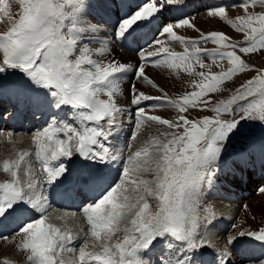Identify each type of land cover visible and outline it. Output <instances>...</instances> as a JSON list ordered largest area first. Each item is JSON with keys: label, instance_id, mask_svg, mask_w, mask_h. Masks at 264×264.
I'll list each match as a JSON object with an SVG mask.
<instances>
[{"label": "snow or ice", "instance_id": "1", "mask_svg": "<svg viewBox=\"0 0 264 264\" xmlns=\"http://www.w3.org/2000/svg\"><path fill=\"white\" fill-rule=\"evenodd\" d=\"M256 6L264 9V0L208 10L243 34L244 41L232 42L218 31L197 39L177 34L183 27L199 32L186 18L196 0H144L135 8L129 0H0V17L10 22L0 33V88L4 80L22 82L11 92L14 110L0 111V120H43L32 135L35 151L0 165L11 177L0 183V238H8L5 230L20 237L18 250L31 264H264V228L229 235L221 249L207 238L217 225L215 211L205 206L213 191L249 179L257 167L264 179V139L258 144L252 136L254 128L264 132V71L217 106L202 99L254 71L245 57L264 52V11L249 12ZM228 7L245 15L229 20ZM170 42L183 45V54L169 51ZM117 43L137 54L135 69L115 59ZM209 43L216 47L201 46ZM205 56L228 67L195 73L196 90L176 99L144 70L148 64L192 74L193 63L208 67ZM129 72L162 93L131 85L130 139L145 125L166 127L125 155L127 147L112 149L125 112L116 98ZM256 96L258 103H243ZM165 107L177 115L148 114ZM190 108L215 115L190 119ZM14 134L0 129V136ZM86 199L92 200L81 209L87 231L73 235L51 222L57 200Z\"/></svg>", "mask_w": 264, "mask_h": 264}, {"label": "rangeland", "instance_id": "2", "mask_svg": "<svg viewBox=\"0 0 264 264\" xmlns=\"http://www.w3.org/2000/svg\"><path fill=\"white\" fill-rule=\"evenodd\" d=\"M129 2L132 3L133 8H135L136 5L142 4L144 0H129ZM242 2L243 0H196V7L188 10V14L186 18L190 19L191 24L194 21L196 22V24L197 23L199 24V25L197 24L198 27H195L197 25H195V22L193 23L195 29H199V32L195 31L193 28L191 30V28L189 27L187 28L183 27L187 29V32L189 30L188 33L191 35V36H188L187 34L184 33L185 35L183 36L185 38L197 39L199 37V33L207 34L213 31H218V32H222L226 34L227 36L231 37L232 42L244 41L243 34L237 33L226 21H223L217 17L211 18L210 16L207 15L208 10L215 6H218L221 4L223 5L240 4ZM262 11H264V9H262L260 6H256L255 8H249V12L254 15L261 14ZM13 12L14 13L19 12L18 5H13ZM243 15H245V13L243 9L239 7L237 8L228 7L227 8V16L229 20L235 21L238 16H243ZM205 18L209 19L213 23L206 22ZM204 20L206 23L204 22ZM200 23H204V24H200ZM207 25L208 27H206ZM9 27H10V22L8 21V19L6 17H0V33H2L3 31H6ZM206 28L208 30H206ZM115 46L117 49H121L126 54L127 53L133 54L134 56H136L135 58L137 62H139L138 56L135 52L129 51L127 48L120 47L118 43L115 44ZM201 46L207 47L208 50H212L216 47L215 45H212L211 43L207 45H201ZM242 46L244 45L242 44ZM148 51H152V49H148ZM169 51L175 52L177 54H183L184 46L180 45L178 42H170ZM163 55L164 54H161V56ZM245 59H246V62L254 69V71L248 72L246 74H240L238 77L233 78L232 81H228L224 85H222L221 90H218L215 93H210L206 97H203L202 99H207L210 101L208 105L209 108L219 105L220 101H226L230 99L232 95L236 93V89L240 86L241 83L246 82L249 78H252L253 76L257 75L258 72L264 71V52H258V53L252 54L250 56L245 57ZM207 60L209 61V63ZM221 62L219 63V66H217V64L212 63L211 58L205 56L203 57V63L207 66L210 65L211 63L212 64L202 69L199 67V65H196L193 63L194 71L192 74H189L187 71H185L183 67L175 69V70H170L167 68L156 67V66H152L148 64L144 65V70L150 79L151 77L152 78L154 77L157 80H159L161 83L163 81L167 83L166 82L167 80L175 83L176 84L175 86L173 85L169 86L171 90L170 88H163V87H160V88L163 89L164 93H167L168 97L176 99V98H179L181 95L191 93L192 91L196 90L195 82H198L201 78L195 75V73H198L201 71H204V72L210 71L211 73H219L221 70H226L228 65L224 61H221ZM129 76L130 78H132L129 83L130 84L129 89H130L132 85L131 84L132 81L138 82V79H135L132 72L130 73ZM2 83H3V87L0 88V95L3 94V91L6 90L8 86H12L11 88H9V90H12L14 87L18 86V84L22 82L4 80ZM141 91L147 92L152 95H154V93H156L155 95H162L161 92L157 91L156 89L151 88V86L146 83H142ZM259 100H260L259 96H256V97L248 98V100L244 101L243 103L245 104L258 103ZM127 103H128L127 105L130 108L132 107L131 109L134 110V113H135L136 108L131 103L130 93L128 95ZM151 103H155V102H151ZM123 108L126 109V107H123ZM161 109L168 110V111L163 112V111H160V109H158V110L150 111L148 114L158 115L161 117L168 115L170 119H172L173 117L177 115L174 109L167 108V107L161 108ZM13 110L14 108L10 110V112ZM172 110L174 112H172ZM185 115L189 116L190 119H201L204 116L212 117L215 114L210 111H201L195 108H190L189 111L185 113ZM221 118L230 120L232 117L231 115H222ZM3 121L4 123L1 125L0 129H4L6 131H13L15 134L11 138H8L6 136H0V165H2V162L5 159L16 158L20 152H23V151L34 152L35 146L32 143L31 137L35 133V131L38 128H40L43 124V120L40 117H37L35 119L30 118V119H24V120H17V122H14L13 120H8V119H4ZM128 125L129 124H123L122 126H128ZM165 127L166 126L145 125L139 130L137 134V138L135 140H131L130 136L133 131V124H132L130 129L128 130L126 137L124 138L125 142H124L123 148L127 147V151L125 152V155H130L134 153L135 151L141 149L152 138L159 136V132L157 131V128L164 129ZM19 134L28 135L30 137L29 142L31 143L23 147L25 150L22 148V143H18L19 141H21L20 138L18 142H16L15 136H20ZM252 136L254 140L258 142L264 139V132H262L260 128H254L252 130ZM138 145H140L141 148L137 147ZM113 151H116V150H113ZM113 167L115 168L117 167V165H114ZM33 168L36 170V175L39 176L40 170L36 167L35 164H33ZM111 174L113 177H115L116 175L115 171H113ZM10 180H11L10 175L3 173L2 169H0V181H1L0 183L9 182ZM249 180L252 181V178L250 177ZM254 182H256L254 186L253 187L247 186L248 188L244 187L246 185L245 181L224 185L226 192L229 191V188L232 190L233 185H236L238 189H239V185H243V189H244L243 191L247 189L248 192L241 193V194L238 193L237 197L238 196L241 197V199L238 200L239 202H241L239 205V209L233 219V222L228 226V229L225 232V234L222 235L224 236V239L221 242L222 244L219 246V248L221 249L223 248L224 244L226 243L227 237L229 235H236L239 231H242V230L252 231V230H259L261 228H264V192L260 191L261 188H264V179L260 178L257 181L255 179ZM228 185H230L231 187L230 186L228 187ZM213 199L215 198H213V196L211 195V199L207 200L206 205H205L206 207L212 210L214 209L213 207L215 204V201ZM218 199L227 200V201L229 200L228 198L223 199L222 197H218ZM81 202H82L81 205H79V204H76L75 202L72 203L69 200H57L55 204L53 205L51 212H50L51 222L56 223V225L62 228L63 226L65 227L67 226V228L71 230L73 235H78L81 229H84L85 231H87L89 226L86 224V220L81 214V209L84 203L91 204L92 200L86 199L83 201L81 200ZM71 212L75 213L76 216L73 215ZM67 213L69 216L67 215ZM238 224L241 225L240 228H236ZM4 235L7 236L8 238L7 239L0 238V264H31V262L27 260V253H24L18 250L20 237L13 236L7 230H5ZM207 238L208 239L211 238V233L208 234ZM79 243L80 241H77V244ZM88 243H89V250H93V243H94L93 240L89 239ZM68 255L70 256L71 254H68Z\"/></svg>", "mask_w": 264, "mask_h": 264}, {"label": "bare ground", "instance_id": "3", "mask_svg": "<svg viewBox=\"0 0 264 264\" xmlns=\"http://www.w3.org/2000/svg\"><path fill=\"white\" fill-rule=\"evenodd\" d=\"M206 15V14H204ZM212 18V17H211ZM206 19V18H205ZM200 20V19H199ZM202 20V19H201ZM195 22V21H194ZM193 22V23H194ZM205 22V20H204ZM206 22H209L211 23L212 21H210L209 19H206ZM205 22V23H206ZM192 23V24H193ZM213 23V22H212ZM198 24V23H197ZM196 22H195V25H197ZM200 24H204V23H200ZM194 25V24H193ZM199 25V24H198ZM195 26V27H198ZM208 27V25L206 26ZM187 28V27H186ZM192 30V28H191ZM206 30H208L206 28ZM175 31L177 32V34L183 36L185 34H187L188 36H191L188 32H187V29L185 28H180V29H175ZM183 32V33H182ZM185 33V34H184ZM200 34V33H199ZM99 39L101 40H104V39H107L106 37H98L97 40L100 41ZM111 47L113 48V56L115 57L116 60H119L121 62H126V63H129L133 66V69L136 67V65L138 64L137 60H136V56H134L133 54H126L124 53L121 49H117L115 44L111 45ZM121 47V46H120ZM207 48V47H206ZM135 54V53H134ZM205 59V58H204ZM206 61V60H205ZM208 61V60H207ZM209 63V61H208ZM222 63V62H221ZM207 64V62H206ZM212 64V63H211ZM210 64V65H211ZM208 65V66H210ZM221 65V64H220ZM149 67V66H148ZM130 73H128V76H127V79H125L124 81H122L121 83V88H122V95L118 96L116 98L117 100V103L119 104V106H121L122 108L123 107H126L125 109V112L123 114V116L121 117V120H122V124H121V130L119 132V140L118 141H115V148H113L112 150H116V152H118L120 149H124L123 148V145H124V142H125V137L128 133V130L130 129L131 125L134 124V110H132L127 104V100H128V95L130 93V80L132 78H130ZM151 80H153L159 87H163V88H170L169 86L170 85H173L175 86L176 84L171 82V81H166L167 83H165V81H163L162 83L157 80L156 78H152L151 77ZM131 84H135L137 86V88L139 90L142 89V83L140 82V80H138V82H135V81H132ZM171 90V88H170ZM156 93H154L155 95ZM15 107L14 106H11V108L13 109ZM7 109L9 112V105L8 106H2L0 104V111H3ZM160 111H168V110H163V109H160ZM172 112H174L172 110ZM164 118H169L168 115L167 116H163ZM170 119V118H169ZM14 122H17V120H13ZM6 122V121H5ZM4 123L3 120H0V127L1 125ZM123 124H129L128 126H122ZM22 127V126H20ZM7 128V127H6ZM20 135V134H19ZM16 137V142H18L19 138L21 139V141H19L18 143H22V148L29 145L31 142L30 141V137L28 135H20V136H15ZM32 138V137H31ZM32 140V139H31ZM110 143H112L110 141ZM32 145V144H31ZM34 147V146H33ZM137 147H140V145H138ZM141 148V147H140ZM24 149V148H23ZM25 150V149H24ZM112 175V174H111ZM1 182V181H0ZM256 182L254 181H250L247 186L249 187H253L254 184ZM230 185H228L229 187ZM231 187V186H230ZM247 187V188H248ZM243 186L242 185H239V189L236 185H233L232 186V190L229 188V191L226 192L225 188H224V185L222 187H220L219 189L215 190L212 192V196L214 201H215V204H214V211H215V214H216V220H215V223L217 225V227L212 231L210 232L211 233V238L208 239L212 242V244L216 245V246H220L224 239V235L225 232L227 231L228 229V226L233 222V219L235 217V215L237 214V211L239 209V205L241 202H239L238 200L241 199L240 196L237 197L238 193H247L248 190L246 189L245 191H243ZM218 197H222L223 199L225 198H228L229 200H220L218 199ZM243 199V198H242ZM238 201V202H237ZM75 201H73L74 203ZM76 203H78V200H76ZM81 200H79V205H81ZM76 206V205H75ZM59 211V210H58ZM240 211V210H239ZM72 213V212H71ZM66 214V213H65ZM73 214V213H72ZM52 215V214H51ZM68 215V213H67ZM69 216V215H68ZM73 216V215H72ZM76 216V215H75ZM54 217V216H53ZM52 217V218H53ZM74 217V216H73ZM59 218V217H58ZM63 218V217H62ZM55 219V218H54ZM64 219V218H63ZM68 219V217H67ZM62 220V219H61ZM58 221V220H57ZM59 222V221H58ZM72 223V221H71ZM70 223V224H71ZM74 223V222H73ZM56 224V223H54ZM87 224V223H86ZM240 224V223H239ZM237 225L236 228H240L241 225ZM65 227V226H63ZM67 227V226H66ZM77 227V226H76ZM81 227V226H80ZM72 228V227H71ZM81 229V228H80ZM210 237V236H209ZM97 250V249H96Z\"/></svg>", "mask_w": 264, "mask_h": 264}]
</instances>
